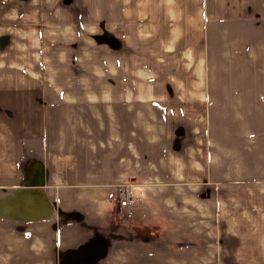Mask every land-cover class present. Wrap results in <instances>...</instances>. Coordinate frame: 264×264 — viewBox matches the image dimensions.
Masks as SVG:
<instances>
[{
  "label": "crops",
  "instance_id": "0c3cea01",
  "mask_svg": "<svg viewBox=\"0 0 264 264\" xmlns=\"http://www.w3.org/2000/svg\"><path fill=\"white\" fill-rule=\"evenodd\" d=\"M82 2L73 19L61 0H0V264H55L63 236L77 235L74 212L121 227L134 220L135 206L119 216L111 198L120 177L142 169L140 151L126 152L141 130L150 174L165 185L175 174L204 178L206 156L189 153V143H207L206 24L264 22V0ZM76 95L85 98L66 97ZM190 154L197 166L185 164ZM158 198L142 193L139 208Z\"/></svg>",
  "mask_w": 264,
  "mask_h": 264
},
{
  "label": "rangeland",
  "instance_id": "374dc122",
  "mask_svg": "<svg viewBox=\"0 0 264 264\" xmlns=\"http://www.w3.org/2000/svg\"><path fill=\"white\" fill-rule=\"evenodd\" d=\"M93 1L101 6V0ZM82 3L85 5V0ZM61 4L72 8L73 19L79 17V0H61ZM206 26L212 28L204 34L206 85L211 93L207 143H189V153L192 150L197 154L199 147L200 156H206L204 178L175 174L165 185L161 182L165 176L150 174L148 135L142 130L141 135H131L137 136L139 143L126 142V152L140 151L142 169L138 174L120 177L113 192L126 182L135 184L132 205L137 217L121 227L109 222L108 216L93 223L90 218L84 219L82 212L70 214L68 218L76 219L73 225L77 226V235L63 236L67 246L56 251L55 264H264V22ZM93 39L99 43L104 40L99 34ZM183 60L182 66L190 68ZM214 96H218V102ZM61 113L60 122L51 123H65L66 112ZM130 126L135 124L126 122V127ZM160 131H165L161 122L158 143L152 144L159 151L158 170L166 148ZM189 157L185 164L197 166L192 154ZM130 162L127 158L126 164ZM142 193L148 199L159 195L155 207L145 206L141 211ZM130 225L133 229L129 230ZM71 249L77 254L69 258Z\"/></svg>",
  "mask_w": 264,
  "mask_h": 264
},
{
  "label": "built area",
  "instance_id": "2783aa9c",
  "mask_svg": "<svg viewBox=\"0 0 264 264\" xmlns=\"http://www.w3.org/2000/svg\"><path fill=\"white\" fill-rule=\"evenodd\" d=\"M113 198L117 207V214L124 216L135 199V184L130 181L116 186Z\"/></svg>",
  "mask_w": 264,
  "mask_h": 264
},
{
  "label": "bare ground",
  "instance_id": "6f19581e",
  "mask_svg": "<svg viewBox=\"0 0 264 264\" xmlns=\"http://www.w3.org/2000/svg\"><path fill=\"white\" fill-rule=\"evenodd\" d=\"M19 191H20V190H19ZM31 191H32V190H31ZM20 192H23V191H20ZM20 192H17V194L20 193ZM34 193H35V192H34ZM32 194H33V193H32ZM19 196H20V195H19ZM8 197H10V196H8ZM8 197H7V198H8ZM7 198H6V199H7ZM6 199H5L4 201H6ZM9 200H10V199H9ZM11 200H14L13 197L11 198ZM1 207H2V206H1ZM0 209H1V208H0ZM14 213H16V212H13V214H14ZM26 215H27L26 217H30V218H31V217H35L36 214H35V212H33V211L31 210L30 212L26 213ZM46 215H47V214H46ZM15 217H16V216H15Z\"/></svg>",
  "mask_w": 264,
  "mask_h": 264
}]
</instances>
